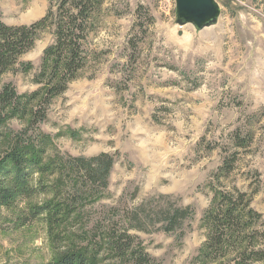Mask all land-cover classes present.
I'll list each match as a JSON object with an SVG mask.
<instances>
[{
    "label": "rangeland",
    "instance_id": "rangeland-1",
    "mask_svg": "<svg viewBox=\"0 0 264 264\" xmlns=\"http://www.w3.org/2000/svg\"><path fill=\"white\" fill-rule=\"evenodd\" d=\"M217 2L218 23L198 32L177 24L175 0H102L82 41L86 64L45 120L8 116L0 130V159L24 139L44 149L52 169L33 177L41 192L0 205V264H51L75 251L95 264H126L108 246L114 232L130 235L153 264H236L230 250L196 263L208 241L204 216L220 193L244 194L260 216L253 231L264 232V0ZM57 6L0 0V22L31 26ZM55 42L51 23L0 76V93L43 89ZM101 154L115 157L109 186L87 196L61 161ZM45 205L73 209L54 222L34 218ZM176 207L192 214L167 232L158 213Z\"/></svg>",
    "mask_w": 264,
    "mask_h": 264
},
{
    "label": "trees",
    "instance_id": "trees-1",
    "mask_svg": "<svg viewBox=\"0 0 264 264\" xmlns=\"http://www.w3.org/2000/svg\"><path fill=\"white\" fill-rule=\"evenodd\" d=\"M50 1L58 5L57 10H50L45 18L31 26L11 27L0 22V76L11 69L21 55L34 47L40 33L49 24L52 23L56 28V42L45 52L40 76L47 83L43 89L25 96H20L11 85L4 88L0 93V130L8 116H29V122L33 126L44 121L46 107L53 98L65 92L68 83L86 64L82 41L87 22L100 7L102 0ZM26 69L25 67L23 70ZM36 101H39L40 109L33 105ZM44 153L40 146L21 139L0 159L1 206H11L18 197L30 198L43 190L33 186L32 181L36 174L52 171L50 165L43 164ZM230 164H226L227 173L232 169ZM114 165L115 157L109 154L91 159L70 156L61 161V172L66 174L72 187L76 182L79 187L84 188V194L90 196L108 188ZM215 203L203 219L208 231V241L196 263L215 261L226 256L228 250L233 254V262L236 264L264 262V232L252 229L259 222L260 216L250 209V204L245 202V195L220 193ZM70 209H73L71 205H45L34 207L31 211L34 218L46 214L54 222L57 216H64ZM158 214L165 219V231L172 232L191 216L192 211L176 207L159 211ZM109 244L113 255L126 264H153V259L137 247L128 234L117 235L114 232ZM51 264L95 263L90 260L87 252L75 251L66 253Z\"/></svg>",
    "mask_w": 264,
    "mask_h": 264
},
{
    "label": "water",
    "instance_id": "water-1",
    "mask_svg": "<svg viewBox=\"0 0 264 264\" xmlns=\"http://www.w3.org/2000/svg\"><path fill=\"white\" fill-rule=\"evenodd\" d=\"M177 24L193 25L198 32L218 23L221 7L217 0H175Z\"/></svg>",
    "mask_w": 264,
    "mask_h": 264
}]
</instances>
